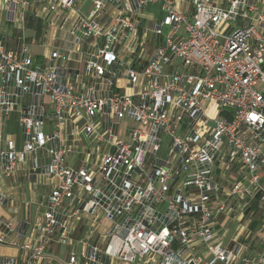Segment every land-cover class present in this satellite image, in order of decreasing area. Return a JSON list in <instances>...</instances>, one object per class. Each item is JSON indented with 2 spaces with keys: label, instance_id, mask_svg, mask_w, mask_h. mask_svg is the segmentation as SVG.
Listing matches in <instances>:
<instances>
[{
  "label": "built area",
  "instance_id": "built-area-1",
  "mask_svg": "<svg viewBox=\"0 0 264 264\" xmlns=\"http://www.w3.org/2000/svg\"><path fill=\"white\" fill-rule=\"evenodd\" d=\"M226 1L0 0V118L22 137L0 165L54 180L28 240L0 219L26 255L0 264H264V14Z\"/></svg>",
  "mask_w": 264,
  "mask_h": 264
},
{
  "label": "crops",
  "instance_id": "crops-1",
  "mask_svg": "<svg viewBox=\"0 0 264 264\" xmlns=\"http://www.w3.org/2000/svg\"><path fill=\"white\" fill-rule=\"evenodd\" d=\"M179 9L185 8V5L175 0ZM2 4V2H0ZM226 0H219L218 5L225 7ZM258 13L264 14V0L256 2ZM147 6L145 18L150 20L153 17L163 15L159 8ZM156 11V13H155ZM250 16V15H249ZM10 20H6V26L11 29L8 35L7 45L13 46L14 31L10 25ZM250 20L239 19L235 23H222L218 29L220 33H232L236 29L248 25ZM38 46V45H37ZM39 47V46H38ZM46 53V51L44 52ZM42 53L30 54L32 60L41 61ZM4 135V136H3ZM11 138L15 141L17 149L22 147V137L17 120V113L13 112L7 117L0 118V150L3 149L4 140ZM54 180L43 176L41 173H36L31 169L30 161L21 164L17 167L13 176L6 178L3 175V169L0 165V192L6 196V202L0 206V219L3 223L10 227V232L7 233L6 241L11 242L16 240L18 231H22L24 238L20 239V243L28 240L30 230L42 219L46 195L49 192ZM83 248H68L63 246H53L46 250V260L42 264H59L64 258L71 253L81 254ZM0 258H14L22 260L26 255L22 253L17 246L0 245ZM60 260L58 263L57 261Z\"/></svg>",
  "mask_w": 264,
  "mask_h": 264
},
{
  "label": "rangeland",
  "instance_id": "rangeland-1",
  "mask_svg": "<svg viewBox=\"0 0 264 264\" xmlns=\"http://www.w3.org/2000/svg\"><path fill=\"white\" fill-rule=\"evenodd\" d=\"M158 7L157 5H155L154 7H152L154 10H156V8ZM156 13V11H155ZM9 13L5 11L4 8H1L0 7V31H5L6 33H9L11 31V29L9 27H7L5 24L7 23L6 20H7V15ZM161 15H159L160 17ZM24 34L27 38H29L30 42L32 41V46H31V49H30V54L33 55L34 53H44L47 49V47L45 45H42V46H37V42H36V39H34V31L32 29H26L24 31ZM146 40L149 41L151 40V36L150 35H147L146 37ZM4 136V135H3ZM238 224H234L232 225L229 230H230V234H229V237L231 236H234L237 232L236 230V227H237Z\"/></svg>",
  "mask_w": 264,
  "mask_h": 264
},
{
  "label": "trees",
  "instance_id": "trees-1",
  "mask_svg": "<svg viewBox=\"0 0 264 264\" xmlns=\"http://www.w3.org/2000/svg\"><path fill=\"white\" fill-rule=\"evenodd\" d=\"M31 28V27H30ZM34 31V39H38L40 37V34H41V28L40 26H36L32 29Z\"/></svg>",
  "mask_w": 264,
  "mask_h": 264
}]
</instances>
